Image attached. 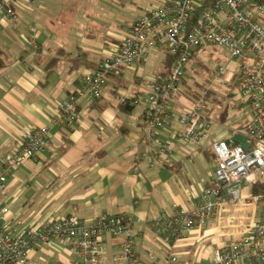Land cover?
I'll return each mask as SVG.
<instances>
[{
	"label": "crops",
	"instance_id": "1",
	"mask_svg": "<svg viewBox=\"0 0 264 264\" xmlns=\"http://www.w3.org/2000/svg\"><path fill=\"white\" fill-rule=\"evenodd\" d=\"M6 1L17 17L11 21L0 10V173L3 157L25 129L47 125L51 136L44 150L10 169L0 190V205L9 206L4 224L16 230L66 214L83 219L125 214L131 218L139 257L157 264H213L214 250L239 234L234 207L222 212L225 228L216 215L178 237L158 227L165 216L191 208L199 199L212 178L213 143L243 131L214 125L213 109L207 105L213 127L200 144L171 136L180 127L182 107L176 103L169 129L159 132L161 140L173 142L172 152L158 151L155 141L146 137L143 105L117 99L147 88L150 75H138L141 64L109 75L95 105L90 106L88 96L81 97L74 125L52 124L60 101L82 87L83 76L109 55L139 14L121 24L95 17L78 21L74 15H50L43 0L33 5ZM33 23L38 25L37 53L28 41ZM161 63L160 70L168 68L164 55ZM152 151H157L155 156ZM102 246L100 264H121L113 261L123 251L121 236L103 233ZM170 254L176 261L168 262ZM74 258L67 240L55 236L35 244L26 264H72Z\"/></svg>",
	"mask_w": 264,
	"mask_h": 264
},
{
	"label": "built area",
	"instance_id": "2",
	"mask_svg": "<svg viewBox=\"0 0 264 264\" xmlns=\"http://www.w3.org/2000/svg\"><path fill=\"white\" fill-rule=\"evenodd\" d=\"M33 5L37 0H26ZM2 16L15 20L16 10L0 0ZM28 41L32 51L40 49L38 25H31ZM224 47L238 58L227 79L240 88L252 108V117L245 124L249 145L242 141L218 140L213 143L215 168L209 183L191 208L182 207L163 218L158 230L178 237L196 224L205 225L210 217L222 221V212L234 207L238 214L239 232L214 250L215 264H264V0H156L129 25L121 41L92 72L82 78V87L60 101L51 119L52 124L72 126L79 120V100L88 96L90 106L101 98L103 86L111 74H120L125 67L146 64L151 51L169 50L175 55L171 66L147 77V88L133 95L120 94L117 99L129 105H143L146 137L155 141L158 151L171 153L173 142L159 137L171 125L174 104L182 107L180 127L171 136L200 144L211 127V117L203 100H188L182 84L194 55L207 44ZM224 69L219 67V72ZM141 79V78H140ZM186 100V101H184ZM50 127L41 125L23 131L18 143L5 154L0 173V190L4 189L11 168L21 166L44 150L50 141ZM155 156L157 151H152ZM258 187L255 191L254 187ZM245 187L249 192L244 195ZM262 203L257 219L259 203ZM9 212L0 205V264H26L30 249L55 236L67 240L75 255L72 264L102 262V234L123 238V251L113 257L121 264H157L147 261L134 250L131 218L125 214L102 213L92 219L75 214L49 218L16 230L4 224ZM233 217V216H232ZM230 222V220H229ZM225 228L227 224H220ZM170 254L168 262L176 261Z\"/></svg>",
	"mask_w": 264,
	"mask_h": 264
},
{
	"label": "rangeland",
	"instance_id": "3",
	"mask_svg": "<svg viewBox=\"0 0 264 264\" xmlns=\"http://www.w3.org/2000/svg\"><path fill=\"white\" fill-rule=\"evenodd\" d=\"M43 2L52 16L74 15L78 21L80 18L90 20L95 17L121 24L136 13L140 15L156 0H43ZM165 52V50L161 52L157 48L153 49L149 61L139 66L138 75H153L160 70L163 65L161 59ZM237 62L238 58L231 56L229 50L209 43L192 59L182 89L185 92L188 86L203 93L209 90L210 95L203 101L213 109L212 123L224 129L238 128L246 134L245 124L252 117L251 105L245 101L244 94L234 81L227 79ZM220 66L224 69L222 72H219ZM126 74H129L128 70ZM214 168L215 165L212 164V170ZM248 192L249 187H245L243 194L246 195ZM261 206L260 202L257 219L260 218Z\"/></svg>",
	"mask_w": 264,
	"mask_h": 264
},
{
	"label": "trees",
	"instance_id": "4",
	"mask_svg": "<svg viewBox=\"0 0 264 264\" xmlns=\"http://www.w3.org/2000/svg\"><path fill=\"white\" fill-rule=\"evenodd\" d=\"M165 55H164V61L165 63L168 65V68L171 66L172 62L174 61L175 59V55L173 53H171L169 50H165ZM197 55H194V57H196ZM193 57V58H194ZM52 61H50V63H52ZM201 63V62H200ZM185 80V79H184ZM186 82V81H185ZM184 83V81H183ZM187 90H185V95L187 98H190L191 100H206L208 98V96L210 95V91H204L203 92H200L198 90H192L190 89L188 86L186 87ZM234 143H238L239 141L238 140H233ZM255 191H258V187H254Z\"/></svg>",
	"mask_w": 264,
	"mask_h": 264
},
{
	"label": "water",
	"instance_id": "5",
	"mask_svg": "<svg viewBox=\"0 0 264 264\" xmlns=\"http://www.w3.org/2000/svg\"><path fill=\"white\" fill-rule=\"evenodd\" d=\"M238 140V141H242L243 145H249V141H248V137L246 134L244 133H236L235 135H233L230 139H227L226 141L229 142L230 140Z\"/></svg>",
	"mask_w": 264,
	"mask_h": 264
},
{
	"label": "bare ground",
	"instance_id": "6",
	"mask_svg": "<svg viewBox=\"0 0 264 264\" xmlns=\"http://www.w3.org/2000/svg\"><path fill=\"white\" fill-rule=\"evenodd\" d=\"M167 69V68H166Z\"/></svg>",
	"mask_w": 264,
	"mask_h": 264
}]
</instances>
